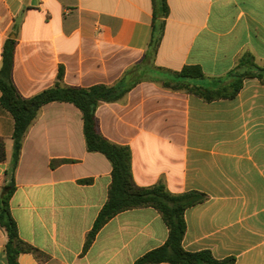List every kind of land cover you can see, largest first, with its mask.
I'll return each mask as SVG.
<instances>
[{"label": "crops", "instance_id": "1", "mask_svg": "<svg viewBox=\"0 0 264 264\" xmlns=\"http://www.w3.org/2000/svg\"><path fill=\"white\" fill-rule=\"evenodd\" d=\"M168 4L151 53L152 0H0V69L14 39L12 82L23 98L57 86L114 88L119 98L101 102L96 120L106 139L130 149L136 184L208 196L185 213L184 249L264 264V84L247 79L236 98L212 102L167 85L198 66L205 77L192 83L217 87L246 53L264 67V0ZM1 97L0 197L15 128ZM55 160L70 162L52 167ZM111 182L110 161L87 150L80 109L44 105L23 142L10 209L20 237L49 259L21 253L18 264H135L162 247L168 227L147 207L116 215L83 252ZM7 242L0 226V264H8Z\"/></svg>", "mask_w": 264, "mask_h": 264}, {"label": "trees", "instance_id": "2", "mask_svg": "<svg viewBox=\"0 0 264 264\" xmlns=\"http://www.w3.org/2000/svg\"><path fill=\"white\" fill-rule=\"evenodd\" d=\"M153 29L149 51L156 53L162 41L166 19L170 15L168 0H152ZM16 41L8 39L2 52V67L0 69L1 103L15 121L13 133L14 149L11 167L7 172V183L0 197V226L8 236L6 254L8 264H18L21 253H31L41 262L49 256L24 241L19 234L18 225L10 209V200L15 192V173L18 167L23 142L31 125L36 120L40 109L52 102H67L74 104L82 112L84 121V136L89 152L102 153L112 165V182L108 191V199L92 229L86 237L84 250L86 253L92 246L100 230L116 215L133 209L152 207L156 209L169 230L166 243L142 257L135 264H234L235 258L217 259L211 251H186L183 240L186 234V211L205 202L208 196L199 191H189L173 194L163 184L151 187H141L136 184L132 173V153L128 147L110 142L99 131L96 120V109L101 102L114 101L119 98L114 88L95 86L89 89L79 87L57 86L45 90L32 98H23L12 82ZM62 76L61 73L59 75ZM205 77L198 66L185 67L176 73L177 83H167L175 89L186 91L202 98L206 102L221 99H234L250 78H256L264 84V67L259 66L253 55L246 53L238 61L237 66L228 73L226 80L217 87L207 88L192 83ZM6 160L5 143L0 139V162ZM69 160H55L51 163L56 167ZM86 182H89L87 180Z\"/></svg>", "mask_w": 264, "mask_h": 264}]
</instances>
